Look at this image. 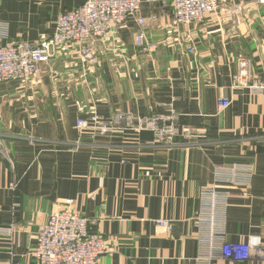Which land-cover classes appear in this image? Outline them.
Masks as SVG:
<instances>
[{"label": "crops", "instance_id": "obj_1", "mask_svg": "<svg viewBox=\"0 0 264 264\" xmlns=\"http://www.w3.org/2000/svg\"><path fill=\"white\" fill-rule=\"evenodd\" d=\"M86 1L0 0L4 41L37 44L62 13ZM140 15L148 20L146 47L136 45L140 25L130 18L118 42L95 43V63L66 50L40 81L0 84L7 152L0 153V228L14 226L0 235V264H37L38 235L67 200L107 240L103 264H264L255 252L244 261L208 260L200 248L208 229L198 220L200 191L216 188L227 195L219 214L226 240L264 244V89L234 81L245 56L250 84L264 83V5L229 0L176 29L161 3L143 2ZM222 99L231 104L220 107ZM119 111H174L175 145L154 143L151 131L93 140L77 128L91 113ZM159 219L172 230L164 232Z\"/></svg>", "mask_w": 264, "mask_h": 264}, {"label": "built area", "instance_id": "obj_2", "mask_svg": "<svg viewBox=\"0 0 264 264\" xmlns=\"http://www.w3.org/2000/svg\"><path fill=\"white\" fill-rule=\"evenodd\" d=\"M229 0H87L83 5L62 13L56 23L54 33L37 44L28 42L4 41V27L0 21V84L7 81L24 83L40 81L44 72H49L51 60L63 51H74L83 62L97 61L94 45L105 39L116 43L117 33L130 18L140 25L136 32L135 43L138 47H146L147 36L144 27L148 24L141 17L143 2L161 3L163 9H172V27L202 22L207 16L218 12ZM264 5V0H254ZM153 19L156 16L153 15ZM194 51V48L191 49ZM253 64L250 58H238V72L234 76L237 87L264 89L262 81L250 84L253 76ZM231 101L222 99L220 107H228ZM174 111L171 115L139 116L134 113L117 112L111 118H104L97 113L82 117L77 121L80 133L87 134L96 140L101 136L111 135L115 130L129 129L137 134L151 131L154 143L167 147L175 145L178 128ZM0 153L7 156L5 145L0 134ZM238 171L235 167L234 171ZM235 184L234 178L231 179ZM226 194L216 188L208 187L200 191L202 208L198 220L208 234L200 238L201 253L208 260L230 259L244 261L255 252L264 257V244L259 237H251L247 242L228 241L223 226L219 222V214L224 211ZM51 214L48 223L39 233L37 245L32 251L37 264H103V256L108 252L107 240L99 234L91 233L89 221L70 204ZM158 226L169 232L173 228L170 220H157ZM14 231V226L1 229L0 235Z\"/></svg>", "mask_w": 264, "mask_h": 264}]
</instances>
